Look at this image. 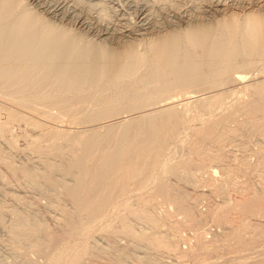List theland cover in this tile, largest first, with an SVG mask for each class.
<instances>
[{
	"label": "bare ground",
	"instance_id": "6f19581e",
	"mask_svg": "<svg viewBox=\"0 0 264 264\" xmlns=\"http://www.w3.org/2000/svg\"><path fill=\"white\" fill-rule=\"evenodd\" d=\"M27 1L0 0L12 263L264 264V0Z\"/></svg>",
	"mask_w": 264,
	"mask_h": 264
},
{
	"label": "rangeland",
	"instance_id": "374dc122",
	"mask_svg": "<svg viewBox=\"0 0 264 264\" xmlns=\"http://www.w3.org/2000/svg\"><path fill=\"white\" fill-rule=\"evenodd\" d=\"M24 1L28 2L27 0H24ZM26 2H25V3H26ZM27 4H28L29 8H30V7H31V8H34L33 10H34L35 12H36V11L39 12V10L36 9L37 6L35 7V4H34L33 2H28ZM27 4H26V5H27ZM33 4H34V5H33ZM31 8H30V9H31ZM37 12H36V13H37ZM39 13H40V12H39ZM40 15H42V14H40ZM43 17H45V16H43ZM55 24H59V23H58V20L55 21ZM63 25H65V24H63ZM67 26H68V27H67ZM69 26H70V27H69ZM64 28H67V29H68V28H71V30L74 31V33H76V32H77V33H81V34H84L86 37H88L87 39H88L89 42H92V43H95V44L97 43V45H98V44H99V45H100V44L102 45V43H100V41H101L100 39H101V38H100L95 32H91L90 30H88V28H83V27H80V26H78V25H74V24H73V25H72V24H70V25H66V26H64ZM87 31H88V32H87ZM77 33H76V34H77ZM92 33H93V34H92ZM90 39H91V40H90ZM99 40H100V41H99ZM94 41H95V42H94ZM105 46H106V45H105ZM257 77H259V76H255L253 79L251 78V79H252L251 81L253 82V80H255V78H256L257 80H255V82H256V81L259 82V81L262 79V78H260V77H259V78H257ZM258 79H259V81H258ZM249 82H250V81H249ZM66 121H68V122H67V123L64 122V125L67 124L68 127H74L75 124H72V121H70L71 124H70L69 120H66ZM68 123H69V124H68ZM57 124L61 126V123H60V122H59V123L57 122ZM12 132L16 135V134L19 133V130H17V129L15 128ZM16 132H17V133H16ZM237 148H238V147H237ZM246 150H247V149H246ZM182 152H183V153H182ZM247 152H248V151H247ZM248 153H249V152H248ZM177 154H178L180 157H181V156L183 157V156L185 155L184 151H180V152H178ZM184 157H185V156H184ZM184 157H183V158H184ZM10 158H11L13 161H15V162L17 161V163H19V161L23 159L19 154H16V155L12 154ZM21 158H22V159H21ZM18 159H19V160H18ZM250 159H252V161L254 160V158L251 157V156H250ZM20 162H21V161H20ZM205 177H206V176H205ZM68 182H69V180H68ZM27 184H28V182L26 183V185H25V183L23 184V187L25 186V188H24V189H25V192H26L25 195L27 194L28 196H30V198H33V197L35 196L33 199L37 200V202L39 201V204L42 205V206L39 205L40 208H41V207H45V205H48V203H47V199H44L45 196L42 195L40 192L33 191V189H32L31 187H29V184H28V186H27ZM30 186H31V185H30ZM45 187H46V191H45L46 193H49V192L52 193V192H53V189H52V188H49V189H48V186H45ZM45 187H44V188H45ZM254 187H255V186H254ZM47 189H48V190H47ZM51 189H52V190H51ZM58 189H60V188H58ZM200 189L204 190V192H205L207 188H206V186H202ZM255 189L257 190V188H255ZM55 190H57V189L55 188ZM47 191H48V192H47ZM51 191H52V192H51ZM60 191H61V190H59V191L57 190V192H59V193H60ZM130 193H131L130 195L135 194L134 191H133V192L131 191ZM127 194H128V193H127ZM21 195H22V194H21ZM23 195H24V194H23ZM27 195H26V196H27ZM41 195H42V196H41ZM60 195H61V193H60ZM130 195L128 194L127 196H130ZM236 195H238V194H236ZM28 196H27V198H29ZM125 196H126V195H125ZM125 196H124V197H125ZM234 197H235L237 200H238L239 198H240L241 200L243 199V196H242V195H241V196H240V195H238V196L232 195V196H231V199L233 198L232 200H234V199H235ZM241 197H242V198H241ZM36 198H37V199H36ZM40 199H41V200H40ZM236 199H235V200H236ZM45 200H46V201H45ZM160 200H161V199H160ZM217 200H218V201H217ZM216 201H217V202H222V199L219 198V197H218V198L216 197ZM239 201H240V200H238V202H239ZM203 202L206 203V201L203 200L202 203L199 204V205H200L199 208H200V210L205 211V210L207 209V208H206V207H207V204L203 205V204H204ZM161 204H162V203H160V205H161ZM163 206L165 207L166 205H163ZM161 207H162V206H159L158 209H160ZM158 213L160 214V213H161V210L158 211ZM6 219L8 220V218H6ZM113 223H114V222H113ZM137 227H138V226H135V228H137ZM209 227H210L211 229H213V230H214V229H217V227L214 228V226H211V225H209ZM138 228H139V227H138ZM138 228H137V229H138ZM210 228H209V229H210ZM213 230H211V231H213ZM219 230H221L220 227H219ZM214 231H215V230H214ZM216 231H218V229H217ZM2 233H3V232L0 231V238H1L0 240L4 239V237H5V235L2 234ZM184 234H185V233H184ZM184 234H183V235H184ZM208 237H210V236L207 235V238H208ZM263 241H264V240H263ZM98 242H99V241H98ZM261 242H262V241H261ZM99 243H100V242H99ZM257 244H258V243H257ZM259 244H260V247H259V246H257V247L261 250L262 245L264 246V244H263V242H262V243H259ZM259 244H258V245H259ZM261 244H262V245H261ZM182 245H183V244H182ZM183 246H185V244H184ZM257 247H256V250H259ZM7 254H8V253H6L5 248H3L2 246H0V255H2L3 257H5V264H15L14 262L12 263L11 258H9V256H8ZM30 255H32V254H30ZM33 255H35V254H33ZM109 255H111V254H109ZM253 256H255V255H254V254L251 255V257H253ZM0 257H1V256H0ZM6 257H7V258H6ZM32 257H33V256H32ZM34 257H35V256H34ZM34 257H33V258H34ZM253 258H254V257H253Z\"/></svg>",
	"mask_w": 264,
	"mask_h": 264
}]
</instances>
